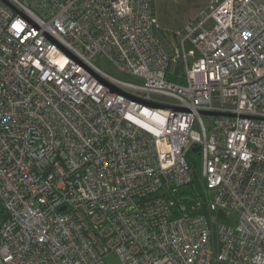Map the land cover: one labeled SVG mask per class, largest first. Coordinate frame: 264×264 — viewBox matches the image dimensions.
I'll use <instances>...</instances> for the list:
<instances>
[{"label":"built area","instance_id":"1","mask_svg":"<svg viewBox=\"0 0 264 264\" xmlns=\"http://www.w3.org/2000/svg\"><path fill=\"white\" fill-rule=\"evenodd\" d=\"M160 29L154 0H0V264H264V0Z\"/></svg>","mask_w":264,"mask_h":264},{"label":"rangeland","instance_id":"2","mask_svg":"<svg viewBox=\"0 0 264 264\" xmlns=\"http://www.w3.org/2000/svg\"><path fill=\"white\" fill-rule=\"evenodd\" d=\"M210 3L211 0H154L158 23L161 27L159 34L166 41L172 40L174 31L182 30L188 21L199 15L200 10L207 8ZM97 63L108 71L115 73L107 60L98 59ZM190 156L191 158H195L198 166H200L201 154L194 152ZM213 215L216 217V221L213 225L212 239L215 243V254H217L219 250L217 242L218 226L220 223L233 224L234 217L228 218L218 212ZM104 261L105 264H125L120 256L114 252L105 254ZM217 264L226 263L224 261H217Z\"/></svg>","mask_w":264,"mask_h":264},{"label":"trees","instance_id":"3","mask_svg":"<svg viewBox=\"0 0 264 264\" xmlns=\"http://www.w3.org/2000/svg\"><path fill=\"white\" fill-rule=\"evenodd\" d=\"M193 183H197V178L193 179ZM191 187H193V184H191ZM196 188L199 189V186H197ZM187 191H189V190H187Z\"/></svg>","mask_w":264,"mask_h":264},{"label":"water","instance_id":"4","mask_svg":"<svg viewBox=\"0 0 264 264\" xmlns=\"http://www.w3.org/2000/svg\"><path fill=\"white\" fill-rule=\"evenodd\" d=\"M206 113V112H205ZM213 113H215V114H217L218 112H213ZM198 149V147H194L193 148V150H197Z\"/></svg>","mask_w":264,"mask_h":264}]
</instances>
